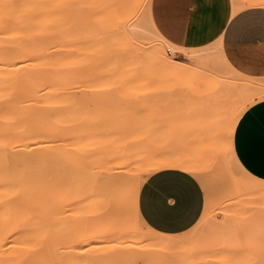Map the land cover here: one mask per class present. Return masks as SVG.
Instances as JSON below:
<instances>
[{
	"label": "rangeland",
	"instance_id": "374dc122",
	"mask_svg": "<svg viewBox=\"0 0 264 264\" xmlns=\"http://www.w3.org/2000/svg\"><path fill=\"white\" fill-rule=\"evenodd\" d=\"M64 1H68V9H62L67 13L65 23L73 28L74 19L80 23L70 28L79 30L74 39L80 41L79 34H89L98 25L95 5L93 12L87 5L81 11L79 0ZM133 2L137 32L116 16V54H132L134 43L142 40L190 69L178 75L157 67L136 70L125 75L129 82L110 87L103 84L101 71L74 72L68 87L73 124L91 135H116L140 163L150 165L135 181L136 197L143 180L154 172L152 167L174 159L190 164L187 169L208 189L202 216L189 230L168 235L150 229L142 219L129 223L127 209L135 206V195L124 199L121 220L126 222L118 226L113 206L102 210L92 192L89 199L78 202H39L48 209L33 215H0V264H254L253 251L264 239V182L237 166L231 136L245 105L264 98V89H251L250 84L264 81L233 74L218 47L186 50L149 34L143 19L150 13V0ZM83 17L94 30L90 26L88 30ZM213 127L217 128L211 131ZM164 238L172 241L160 245Z\"/></svg>",
	"mask_w": 264,
	"mask_h": 264
},
{
	"label": "bare ground",
	"instance_id": "6f19581e",
	"mask_svg": "<svg viewBox=\"0 0 264 264\" xmlns=\"http://www.w3.org/2000/svg\"><path fill=\"white\" fill-rule=\"evenodd\" d=\"M79 1L81 11L87 10L86 5L89 10L95 5L94 18L100 26L99 29L90 26V19L92 25L96 21L87 14L90 22L85 21V17L83 20L89 23L88 30L89 26L95 30L86 34L84 26L79 25V29L85 31L79 34L80 41L76 36L74 39L79 30H73L80 23L76 24L74 19L75 28L65 23L68 22L67 13L62 9H68V1L0 0V215H33L48 209L39 202H78L90 198L92 192L102 210L113 206L118 226L126 222L121 220L124 199L135 195V181L151 168L140 163L135 152L116 135H91L82 127L74 126L68 93L71 75L101 71L105 73H100L103 84L118 82L122 85L130 79L125 75L136 70L157 67L178 75L186 73L190 67L184 61L169 60L161 49L142 40L134 43L132 54H116V16L137 32L134 0H102L105 1L103 5L101 0ZM262 3L261 0L252 2ZM143 21L149 34L162 37L154 30L149 12ZM104 31L106 38L102 39ZM85 45H89L88 49ZM222 59L232 69L223 56ZM120 73L122 78L116 80ZM250 85L251 89H264V83ZM210 135L207 134L209 138ZM233 160L239 166L234 156ZM159 164L152 170L173 166L190 168V164L177 159ZM133 203L135 206L129 205L131 209H127L128 221L137 224L141 218L136 195ZM132 232L137 233V230L133 228ZM171 241L164 238L159 244ZM261 241L253 251L254 264H264V239Z\"/></svg>",
	"mask_w": 264,
	"mask_h": 264
},
{
	"label": "crops",
	"instance_id": "0c3cea01",
	"mask_svg": "<svg viewBox=\"0 0 264 264\" xmlns=\"http://www.w3.org/2000/svg\"><path fill=\"white\" fill-rule=\"evenodd\" d=\"M249 0H175L173 3L158 4L173 17H179L185 7L194 9L203 23L194 32L179 19L174 20L175 27L169 30V38L159 34L170 44L182 49H203L218 47L224 60L232 67L233 74L241 75L252 81H264V9L260 4L248 3ZM153 0H150L152 20ZM179 38L181 43H175ZM180 54V53H179ZM264 98L256 99L239 116L232 134V155L238 165L250 176L264 182ZM165 167L150 173L140 185L137 195V209L144 224L150 229L176 235L193 227L202 216L206 204V194L202 183L200 195L190 185L179 187L175 195L179 196L185 210L179 216H170L161 211L156 195L157 182L152 178L161 171H170ZM185 173H181L184 175ZM150 181H152L150 183Z\"/></svg>",
	"mask_w": 264,
	"mask_h": 264
},
{
	"label": "snow or ice",
	"instance_id": "6c2138e0",
	"mask_svg": "<svg viewBox=\"0 0 264 264\" xmlns=\"http://www.w3.org/2000/svg\"><path fill=\"white\" fill-rule=\"evenodd\" d=\"M173 2H175V0H153L151 6V24L155 26L154 30L167 36L169 40L174 39L169 35V30L175 27V19H179L182 26L186 25L190 32H194V30L203 23V20L196 14L194 9L185 7L179 17H173L167 12V10L157 7L158 4ZM147 7L148 6L146 5V8ZM259 7L264 9V3L260 4ZM174 42L177 44L181 43L179 38H175ZM245 107H247V105H245ZM181 173L185 174L181 175ZM200 179L201 181L203 180L202 177ZM152 181L157 182L156 186L158 188V193L156 195V202L160 210L170 216H179L185 210V206L182 203L181 198L175 195V192L179 187L190 185L196 188L197 196L200 195L201 191L200 184L197 183L196 179H193L189 170L178 166H173L170 171H161L158 176L152 178ZM152 181H150V183ZM207 190V185L205 184L204 191L207 192Z\"/></svg>",
	"mask_w": 264,
	"mask_h": 264
},
{
	"label": "built area",
	"instance_id": "2783aa9c",
	"mask_svg": "<svg viewBox=\"0 0 264 264\" xmlns=\"http://www.w3.org/2000/svg\"><path fill=\"white\" fill-rule=\"evenodd\" d=\"M169 51V50H168ZM170 52V51H169Z\"/></svg>",
	"mask_w": 264,
	"mask_h": 264
}]
</instances>
